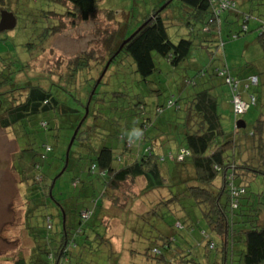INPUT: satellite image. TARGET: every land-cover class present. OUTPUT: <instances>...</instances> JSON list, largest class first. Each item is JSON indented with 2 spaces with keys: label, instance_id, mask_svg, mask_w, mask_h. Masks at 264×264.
<instances>
[{
  "label": "trees",
  "instance_id": "1",
  "mask_svg": "<svg viewBox=\"0 0 264 264\" xmlns=\"http://www.w3.org/2000/svg\"><path fill=\"white\" fill-rule=\"evenodd\" d=\"M26 1L33 2L35 10H40L45 4L63 6L64 12H58V8L57 11L54 8L39 12L40 19L33 20L35 36L26 35L25 39L28 41L21 47L22 59L15 62L17 65L0 56V129L15 130L17 126L26 130V123L30 124L35 117H40L43 131L57 130V143L64 138L60 142L62 152L60 149L52 164L46 163L45 153L52 152L54 147L45 144L42 145L44 152L39 154L42 161L31 166L34 174L44 171L43 178L49 179L48 192L53 185L51 193H45L44 197L52 199L63 211L65 218L63 230L59 232V245L53 253V264H67L70 254H75L71 253L77 247L74 234L81 237L82 244H85V240L89 242V239L97 237L105 241L102 235L94 231L98 227H102L104 233L109 230L104 220L108 211L104 208L105 205L110 203L116 208L126 207L127 202L136 199L138 195L129 188L136 186L139 180L143 181V187L138 190L141 195L164 189L168 193L167 198H158L153 203L155 207L146 212V215H139V220L156 216L159 221L164 209L174 211L172 214L176 221L172 229L175 230L176 227L180 230L184 227L193 231L198 228L201 230V241L193 246L180 232L173 236L155 225L150 227L153 229V238L149 240L145 235L146 227L141 223L138 228H131L135 233L132 234L135 238L132 242L137 241L142 246L138 250H129L131 258L139 256L149 264H210L209 253L216 247L209 237L211 232L216 235L219 243V254L212 257L214 264H230L229 259L233 262L229 253L233 254L235 250L240 257V264H264V193H255L249 187L258 177H264V112L261 108L250 128L244 122L245 128L238 129L236 122L243 114H235L232 104L234 96H239L242 101L250 104L245 113L258 103L263 105L255 92L259 77L256 74L236 77L225 66L215 69L212 77L222 79V84L227 89L226 94L217 91L216 86L206 84L205 81L199 84L193 79H185L181 89L184 91H179L177 97H170L164 105L158 106L154 121L144 113V109L141 110L142 103L139 101L130 106H119L118 103L127 94L118 82L113 81L117 87L112 88L111 85V78L118 74L115 69L125 65V58L131 60L140 81L144 82L156 71L153 54L164 59L172 68H177L188 58L197 32L202 30L205 38L213 29L219 33L222 12L228 11L245 19L241 30L230 35L232 40L239 38L241 32L248 31L246 24L250 21L252 12L258 11L260 6L264 9V0H257L254 9L245 3L252 0H230L233 7L224 10L218 9L220 0H160V4L155 5L150 14L144 17L142 24L145 25L123 45L117 55L115 53L123 41L137 28L129 32L124 26L123 31H112L103 43V58L98 61L90 54L93 52H84L73 57L65 72L57 74V84L51 82L53 72L41 76L43 79L38 75L31 80L27 78L24 82L19 81L21 74L30 71L26 60L30 58L31 50L37 43L41 44L54 35L57 26H64V22L58 17L68 18L72 26H75L78 22L92 20L97 12L103 10H97L96 0ZM173 1L179 2L181 20L189 35L180 38L177 43L170 40L166 28V23L178 22L180 18L179 14L175 17V13L166 9ZM237 1L240 10L237 9ZM167 2V6L158 12L159 7ZM0 9L7 11L5 0H0ZM9 12L15 16L17 24L16 15L19 16V13L13 10ZM259 19L261 24L256 42L264 55V20ZM211 42L210 38L202 40L204 44ZM220 47H223L222 43ZM24 52L27 53L26 60ZM109 60L111 62L108 69L96 85ZM93 61L96 62L92 64ZM114 65L116 68L110 71ZM66 73L68 74L64 77ZM63 77L73 83L62 87ZM253 78H256L255 85L251 83ZM74 82L76 86L71 87ZM111 88L113 90L108 91ZM86 107L87 116L76 134L63 172L69 170L73 164L75 175L71 183L78 189L76 194L70 195L59 186L57 189V180L65 164L67 145L83 119ZM222 109H226L232 118L230 130L223 127ZM58 117L64 118L59 121ZM160 117L162 118L158 119ZM61 122L72 127L65 136L59 133L62 130L59 128L62 126ZM110 137L123 140L119 153H115L113 147L107 144ZM135 141L140 151L134 154L130 152L129 156L127 152ZM168 160L174 162L170 169L164 165ZM179 167L183 171L186 167L192 169L187 173V179L181 176ZM56 171L59 173L57 176L51 175ZM25 176L23 173V181L29 183L27 187L37 184L33 178ZM55 189L60 199L53 196ZM87 189L91 191L88 204L78 213L74 223L67 224V216L74 206L69 200L84 195ZM62 198H65V203L67 201L66 204L63 202L64 205L60 201ZM29 201L28 207L34 204L35 199ZM173 206H178L179 210L173 209ZM193 208L197 213L193 212ZM83 214H87V218H83ZM48 218L49 216L46 220L50 221ZM240 245L243 246L242 250ZM77 254L80 255L79 252ZM108 254L109 264H119L111 241ZM16 264H25L24 258L19 257Z\"/></svg>",
  "mask_w": 264,
  "mask_h": 264
},
{
  "label": "rangeland",
  "instance_id": "2",
  "mask_svg": "<svg viewBox=\"0 0 264 264\" xmlns=\"http://www.w3.org/2000/svg\"><path fill=\"white\" fill-rule=\"evenodd\" d=\"M96 1L97 10L103 11L97 12L92 20L84 23L78 22L75 26H72L68 18L58 17L62 19L64 26H57L58 29L54 30V35L41 44L37 43L36 47L31 50L32 53L29 59L27 58V53L24 52L25 60L27 58L26 66L30 67V71L26 74H21L19 81L24 82L27 78L31 80V78L34 79L33 77L38 75H40L39 78L43 79L41 76L53 72L54 77H52L51 82L57 84V74L65 72L64 70L67 69L69 60L84 52H93L90 54L95 56L96 61L99 58H103V43L112 31H123L124 26L128 28L129 32L134 31L142 24L144 17L155 8V5L160 4V0ZM259 1L262 2L261 0ZM256 2L257 0H252L245 3L251 6V9H254L255 7L253 6ZM33 5V2L28 3L26 0H21V2L5 0L7 11L13 10L19 13V16L16 15L19 21L17 20V24L12 30L0 33V56L6 58L7 61L14 65H17L15 62L18 59H22L21 47L28 41L25 39V37L27 38L26 35L29 37L35 36L36 29H34L33 20L40 19L38 17L39 12L43 11V9L44 11H49L54 8H56V11L58 8L60 10L58 12H64L63 6L59 7L57 5L56 7L43 4L40 10H35ZM164 5L165 3L159 9ZM237 5V9L240 10L238 1ZM261 7L257 8L258 11L252 10V17L246 24L247 33L241 32V36L235 40H232L230 35L241 30L245 19L242 16L236 17L228 11L222 12L219 33L213 29L212 33L205 38V33L202 30L199 33L197 32V38L195 37L194 45L188 58L177 68H172L164 59L157 54H153L156 71L146 82L140 81V77L136 74L129 58L124 59L125 65L120 68H116L115 65L112 66L109 70L116 68L115 70L118 72L116 76L111 78L112 88L114 86L117 87L118 85L114 82H118L119 85H122V90L127 94L118 105L126 107L139 101L142 103L141 110L144 109V113L151 118V121H154L157 118L156 108L164 105L170 97H177L179 91H184L181 89L184 87L183 82L185 79H193L198 83L205 81L206 84L216 86L217 91H222L226 94L227 89L222 84V79L217 76L212 77L215 69H222L225 66L236 77H244L251 74H256L259 77V85L255 88V92L263 105L260 106L258 103L255 107H251L247 113L238 117V119L246 123L247 128H250L261 108L262 112H264V55L256 42L261 24L259 18L264 20V17H259L261 14L264 15L262 12L264 9ZM166 9L175 13V17H178V14L180 15L178 22L166 23L170 40L173 43H177L180 38L189 37L181 20L182 12L179 11L181 9L179 2L173 1ZM1 11L3 10L0 9ZM105 11L113 12L114 14H107ZM35 15L37 17L32 19ZM207 38H210L212 42L210 44L202 43V40ZM221 43L223 47H220ZM96 61H93L92 64ZM203 76L204 78H202ZM106 78L110 79L108 76ZM70 82L73 83L72 80L64 78L61 81V86L67 87ZM76 82L71 87L78 85L79 80ZM112 88L108 89V91L113 90ZM221 111L223 114V127L225 130H230L233 122L232 118L226 109ZM166 112H168V109ZM58 118L59 121H62L64 117ZM34 119L30 124L26 123L28 125L26 130H22L17 126L15 130L14 128L6 131L0 129V264H16L19 257L24 258L25 264H53V253L59 245V232L63 230L64 226L63 211L52 199L44 197V194L48 192L49 179L43 178L42 173L44 171L34 174L31 167L32 164L42 161L39 158V154L44 152L42 145L45 144L54 147L52 152L45 153L46 163L52 164L57 157V153H60V149L62 152L60 142L64 138L57 143V130L43 131L40 127L42 118L35 117ZM61 125L59 128H62V130L59 133L61 136H65L66 132L72 127L63 125L62 122ZM47 126L49 128V123H47ZM107 144L113 147L115 153H119L123 140L110 137ZM137 151L140 150L137 141H135L129 148L127 155L130 156V152L134 154ZM173 163L168 160L164 165L170 169L173 167ZM181 168L179 167V170ZM190 171L192 169L186 167L184 171L181 169L180 174L186 178L187 173ZM23 173L26 175L25 177L33 178L37 184L31 188L27 187L29 183L23 181ZM191 173L193 174V172ZM55 174L56 176L58 175L57 171L51 173V175ZM74 175V166L71 164L69 170L59 176L57 189L59 186L70 195L76 194L78 188L73 187L71 183ZM52 186L49 189L50 193ZM141 187H143V181L139 180L136 186L132 185L129 188L131 192L133 189V192L138 195L136 199L128 200L126 207L116 208L110 203L105 205L104 208L108 211L104 220H106L109 230L104 233L102 227L94 229L96 233L104 237L105 241L97 237L96 239H89V242L85 240V244H82L83 240L81 237L73 235L77 247L74 246L75 248H73L71 253L75 254H70L67 264H109L108 250L110 241L118 257L119 264H149L142 261L139 256L131 258L129 252L133 248L138 250L142 247L139 242H132V239H135L132 234L135 233L131 229L133 227L135 229L138 228L139 225H142L141 223L146 227L147 233H145L146 230L144 233L149 240L153 238L151 237L153 229L150 227L155 225L173 236L178 235L177 233L180 232L188 239L191 245H198L201 241L200 229L196 228L193 231H188L184 227L180 230L176 227H174L175 230L172 229L176 221L174 214H172L174 211L170 210V213L164 209L159 221L156 216H151L147 220H139V215H146V212L155 207L153 203L158 198L168 197L165 189L141 195V192L138 191ZM249 187L255 193H264V177H258L256 181L249 184ZM89 192L91 191L87 189L84 195L69 200V203L74 206L73 211L67 216V224L74 223L78 213L88 204ZM53 196H57L56 189L53 190ZM30 199H35V201L33 205L28 207ZM57 199L60 198L57 196ZM64 199L62 198L63 201L60 200L62 204ZM66 203L64 202V204ZM173 209L179 210V207L173 206ZM27 210L29 211L28 213ZM193 212L197 213L195 208H193ZM25 214L26 216L23 217ZM47 216H49L48 219L50 221L46 220ZM134 224L136 225L134 226ZM138 231L141 232V230ZM71 233L73 234L74 231L72 230ZM209 237L216 245L215 249L209 253V262L214 264L212 257L215 254H219L217 252L219 251V243L216 235L211 232H209ZM82 246L85 248L83 249ZM240 247L242 250L243 246L240 245ZM198 249L202 250V248ZM77 251L80 255L77 254ZM76 254L77 256L72 257V255ZM230 255L233 259V262L229 259L230 264H240L237 250L233 254L229 253Z\"/></svg>",
  "mask_w": 264,
  "mask_h": 264
},
{
  "label": "water",
  "instance_id": "3",
  "mask_svg": "<svg viewBox=\"0 0 264 264\" xmlns=\"http://www.w3.org/2000/svg\"><path fill=\"white\" fill-rule=\"evenodd\" d=\"M167 4H168V2L165 3V5H164L161 9L158 10V12L162 11V10L167 6ZM144 25H145V23H143L139 28H137V30H136L133 34H131L126 40L123 41V43L121 44L119 50L115 53V55H117V54L120 52V50L122 49L123 45H124L125 43H127V42H128V41H129L134 35H136V33H137V32H138V31H139ZM15 26H16V18H15V16H14L11 12H9V11H6V10L1 11V12H0V33H3V32L8 31V30H12ZM110 62H111V60H109V61L106 63V65H105V67H104V70L102 71L100 77H99L98 80H97L96 85H97V84L101 81V79L103 78V76H104L106 70L108 69V66L110 65ZM96 85H95V87H96ZM87 111H88V107L85 108V115H84L83 119L81 120V122H80V123L78 124V126L76 127V129L74 130L73 135H72L71 138H70V141H69V143H68V145H67V148H66V151H65V164H64V167H63L62 171H61L60 174L58 175V177H59L60 175H62V173L64 172V170H65V168H66V166H67L69 151H70L71 146H72V144H73V142H74V139H75V137H76V134H77V132H78V130H79L81 124L83 123V120H84L85 117L87 116ZM236 127H237L238 129H244V128H245V123H244V121H243V120H240V119L237 120V122H236ZM54 181H55V180H53V182H54ZM63 224H64V216H63Z\"/></svg>",
  "mask_w": 264,
  "mask_h": 264
},
{
  "label": "built area",
  "instance_id": "4",
  "mask_svg": "<svg viewBox=\"0 0 264 264\" xmlns=\"http://www.w3.org/2000/svg\"><path fill=\"white\" fill-rule=\"evenodd\" d=\"M233 3L230 0H220L219 1V5H218V9H228L233 7ZM264 25V23H263ZM252 85L256 84V78H253L251 80ZM253 102V100L251 101ZM232 104H233V108H234V113L235 114H244L248 108H249V103H246L244 101L241 100V98L239 96H234L233 100H232ZM83 218H87V214H83L82 215Z\"/></svg>",
  "mask_w": 264,
  "mask_h": 264
},
{
  "label": "crops",
  "instance_id": "5",
  "mask_svg": "<svg viewBox=\"0 0 264 264\" xmlns=\"http://www.w3.org/2000/svg\"><path fill=\"white\" fill-rule=\"evenodd\" d=\"M25 216H26V214L23 217H25Z\"/></svg>",
  "mask_w": 264,
  "mask_h": 264
}]
</instances>
